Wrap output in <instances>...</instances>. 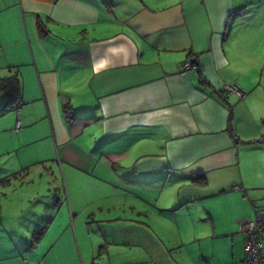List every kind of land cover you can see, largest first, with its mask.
<instances>
[{
  "label": "crops",
  "instance_id": "0c3cea01",
  "mask_svg": "<svg viewBox=\"0 0 264 264\" xmlns=\"http://www.w3.org/2000/svg\"><path fill=\"white\" fill-rule=\"evenodd\" d=\"M9 77L21 103L0 94V151L14 154L0 189L50 175L73 217L90 207L130 228L11 237L0 197V264H97L99 244L100 264H173L155 237H196L177 264L244 263L241 227L264 213V0H0ZM225 85L246 98L223 99Z\"/></svg>",
  "mask_w": 264,
  "mask_h": 264
},
{
  "label": "rangeland",
  "instance_id": "374dc122",
  "mask_svg": "<svg viewBox=\"0 0 264 264\" xmlns=\"http://www.w3.org/2000/svg\"><path fill=\"white\" fill-rule=\"evenodd\" d=\"M2 136L3 134H1L0 137ZM41 148H45L44 144L39 146L38 150ZM26 149L29 150L30 147ZM3 152L4 151H0V168H7L9 163H13L12 159L14 158V154L11 156L3 155ZM40 169L41 168H38V170ZM59 175L60 177L62 176V169H59ZM22 178L23 176H19L14 179L11 185L12 188L14 187L12 190H9V188L0 189V197L4 199V206L11 210V237H40L39 233L41 231L46 232L47 227L49 228V234L46 236V233L43 237H103L104 229L110 223L107 225L102 224L100 222V212L95 211L96 209L88 207L87 210L76 213L75 217L67 211L64 199L68 197V184L66 188L63 182L62 186L59 185L56 192V188L49 184L50 182L46 183L47 180H50V175H48V178L44 177L43 179L33 178V181L35 180L34 184H28V182L25 181L22 182ZM24 182L25 184H23ZM41 187H47L50 190L48 192H42V190H40ZM84 187L87 191L92 188L90 183H85ZM27 189L38 190L31 191ZM17 206L20 208L18 211L16 210ZM122 214H126V218H130L131 216L129 213ZM20 220L23 225L20 223ZM15 224H19L20 227H16L17 225ZM165 224H167V222ZM109 226H112V229L115 228L116 230L122 228L127 230L130 228L129 224L121 226L117 225L115 222ZM194 226L195 224L190 227ZM163 228L168 229V227L155 226V229H158L156 232H160ZM194 238L196 237H155V240L158 243L160 240L170 242V246L176 248V250L172 252L173 255L171 256V260L174 261L173 264H177V260L181 254L180 252H193L195 248L196 251L199 249L196 247V244L192 243ZM227 238L230 239V237ZM202 239H205V248L208 250H213V246H215V250L218 252L226 249L225 246H222L223 243H227L225 238L206 239V237H202ZM160 244L156 243V247L160 248ZM100 246L103 248L99 249ZM104 247V244H99L98 251L95 252L94 258L97 264L104 262L108 258L103 251ZM141 251L142 249L140 248L139 252Z\"/></svg>",
  "mask_w": 264,
  "mask_h": 264
},
{
  "label": "built area",
  "instance_id": "2783aa9c",
  "mask_svg": "<svg viewBox=\"0 0 264 264\" xmlns=\"http://www.w3.org/2000/svg\"><path fill=\"white\" fill-rule=\"evenodd\" d=\"M194 65L187 61L184 65V71L194 70ZM236 94L240 99H245L247 94L236 85H225L222 91V98L226 99L228 95ZM18 112L20 108L18 107ZM20 122H18V128ZM241 232L245 235L246 258L243 264H264V213L257 212L256 220L245 223L241 227Z\"/></svg>",
  "mask_w": 264,
  "mask_h": 264
},
{
  "label": "trees",
  "instance_id": "16d2710c",
  "mask_svg": "<svg viewBox=\"0 0 264 264\" xmlns=\"http://www.w3.org/2000/svg\"><path fill=\"white\" fill-rule=\"evenodd\" d=\"M21 84L18 81L17 77H9L7 79L0 80V94L1 93H8L10 96L9 102L6 105L7 107H13V106H20L21 103ZM18 108V107H17ZM44 231H41L39 233V236L41 237L43 235ZM40 237H35V241L38 240Z\"/></svg>",
  "mask_w": 264,
  "mask_h": 264
}]
</instances>
